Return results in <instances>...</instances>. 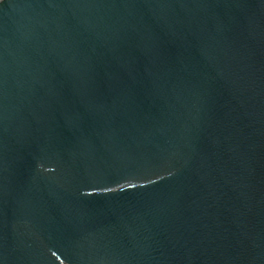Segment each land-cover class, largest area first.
I'll return each instance as SVG.
<instances>
[{"label": "water", "instance_id": "obj_1", "mask_svg": "<svg viewBox=\"0 0 264 264\" xmlns=\"http://www.w3.org/2000/svg\"><path fill=\"white\" fill-rule=\"evenodd\" d=\"M0 264H264V0H0Z\"/></svg>", "mask_w": 264, "mask_h": 264}]
</instances>
